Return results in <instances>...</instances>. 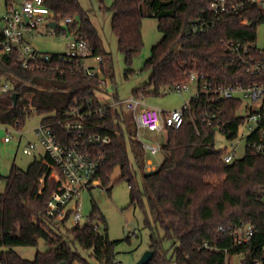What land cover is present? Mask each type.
I'll use <instances>...</instances> for the list:
<instances>
[{
    "label": "trees",
    "instance_id": "obj_1",
    "mask_svg": "<svg viewBox=\"0 0 264 264\" xmlns=\"http://www.w3.org/2000/svg\"><path fill=\"white\" fill-rule=\"evenodd\" d=\"M213 0H114L106 7L113 12L111 28L118 40L119 50L128 66L144 47L142 22L145 17L158 19L161 40L153 46L143 71L150 72L147 83L133 90L145 97L172 90L176 84L190 83L192 73L205 75L214 83L234 84L242 73L228 66L229 56L222 38H256L260 21L249 26L239 24L240 17L229 18L201 35L185 34L189 22L203 15ZM53 12L62 17L73 16V28L84 36L92 55L103 56L98 29L92 23L80 0H45ZM256 18V16H253ZM63 72L25 70L7 56L0 60V77L12 79L14 90L0 92V122L21 126L32 116L33 110L44 113L43 124L51 126L59 138H66L62 127L65 114L73 108L101 104L96 95L98 78H87L76 61L62 66ZM128 69V73H133ZM113 76V74H111ZM19 94L15 104L12 94ZM116 99L119 96L116 93ZM239 101L220 104L224 125L219 128L228 138L238 133L240 118L235 116ZM129 114V115H127ZM89 129L107 134L111 143L104 147L107 159L97 174L100 186L111 191V183L126 180L130 186V205L148 208L151 220L149 249L153 257L147 264H228V257L243 256V264H264V155L246 150L243 157L224 162L225 149L215 146L214 127L200 118L194 103L186 112L178 129L169 127L166 141L161 145V160L154 171L145 169L147 151L135 137V121L123 105L106 109L103 118L93 117ZM130 143L138 167L131 163L127 150ZM46 154L36 158L26 170L14 165L0 192V264H119L117 246L105 216L93 204L91 216L104 226L94 230L90 224H77L67 230L73 239L61 232L69 220H55L46 212V205L57 182L46 179L42 165ZM120 176L112 181L116 168ZM141 173L143 189L137 175ZM146 199V201H145ZM146 202V203H145ZM256 232L242 243L238 235L247 226ZM40 240L50 245L38 252L34 259L22 257L16 246H37ZM170 243L168 256L164 243ZM88 251V256L79 248Z\"/></svg>",
    "mask_w": 264,
    "mask_h": 264
},
{
    "label": "built area",
    "instance_id": "obj_2",
    "mask_svg": "<svg viewBox=\"0 0 264 264\" xmlns=\"http://www.w3.org/2000/svg\"><path fill=\"white\" fill-rule=\"evenodd\" d=\"M244 14L249 16L239 18L240 25L249 26L258 20L259 26L264 22V0H213L203 15L189 22L185 34L201 35L229 18ZM52 22L56 23L55 27L51 26ZM75 22L76 18L73 16L62 17L53 12L45 0H4L0 8V60L9 56L21 68L32 72H63L64 64L76 61L87 78H98L99 89H104L108 84L103 67L104 58L102 55H92L88 40L73 28ZM48 36L65 39L66 49L61 52H45L34 45L35 38ZM221 43L229 56L228 66L239 70L242 79L234 84L214 83L203 74L192 73L190 81L197 83V91L181 108L165 111L148 104L143 93H139L124 100H115L114 103L100 100L101 104L95 106L89 101L86 108L71 109L62 121L66 132L64 139L59 138L51 126L41 123L35 133L39 144L45 148L48 159L42 165L40 182L44 184L46 179L57 182V187L47 202L46 214L58 221L69 218L74 225L81 223L84 217L81 211L82 193L87 188L100 186L96 176L107 159L104 147L111 143L109 135L92 132L88 121L93 117L103 118L106 109L117 104L123 105L132 114L138 129L158 134L169 127L180 128L186 112L192 109L194 103L200 109L202 122L218 130L224 125L220 104L237 100L241 105L243 99L248 98V114L240 116L237 111L235 113L240 118L238 131L246 121L250 132L246 150L264 155V46H259L256 38H222ZM92 56L96 64L88 65L87 60ZM14 86L12 79L0 77L1 93L13 91ZM188 89V84H176L172 90L182 93ZM16 128L22 134L20 128ZM11 139V131H8L4 141L9 142ZM142 145L148 154L145 169L156 170L160 164L162 144L142 142ZM37 146L38 143L30 142L23 151L33 154ZM232 146V151L226 149L222 154L226 163L239 158L236 150L238 143L233 141ZM95 219L100 220L89 215L87 224L94 230H99L101 225ZM255 232L253 226H247L244 233L238 235V243L249 240ZM255 264H260V261Z\"/></svg>",
    "mask_w": 264,
    "mask_h": 264
},
{
    "label": "rangeland",
    "instance_id": "obj_3",
    "mask_svg": "<svg viewBox=\"0 0 264 264\" xmlns=\"http://www.w3.org/2000/svg\"><path fill=\"white\" fill-rule=\"evenodd\" d=\"M113 1L80 0L82 6L88 12L92 23L98 29L103 46V67L108 78V84L104 89H98L96 95L101 101L110 103H114L117 100L116 93L120 100L127 99L132 95L134 89L148 82L150 72L143 71L142 68L147 58L150 57L153 46L162 38V32L158 27V19L155 17H145L142 22L144 47L140 54L133 58L132 64L128 66L124 55L119 50L117 37L111 28L113 12L110 9H106V7L112 6ZM3 3L4 0H0V8H2ZM256 39L259 46H264V22L256 30ZM33 41L38 49L45 52H61L66 49V40L58 36L40 37L35 38ZM87 63L88 65H95L96 60L92 56L88 58ZM130 68L134 72L128 73V76H126V72ZM188 87L189 89L182 93L176 90H167L159 95L148 96L146 97V102L165 111L181 108L196 93L197 83L190 81ZM248 104H250V99L244 98L238 107L237 114L246 116L249 112L247 109ZM44 116V113L33 110L32 116L20 128L22 134L17 131L16 126L0 122V192L5 190L6 180L4 177L10 173L14 165L26 170L31 162L36 158L40 159L46 153L45 148L39 144L35 133V129L42 123ZM134 129L137 131L135 137L141 143L163 144L167 138L168 130H162L157 134L154 131L143 128L138 129L136 124L134 125ZM8 131H11L12 139L9 142H5L4 138L8 136ZM249 133L246 121L241 124L238 135L233 140L218 129L215 134V146L218 149L232 151V142L234 141L238 143L236 150L238 157L241 158L246 153V142ZM30 142H36L38 146L34 149L33 154H26L23 149ZM127 150L131 163L137 168L138 165L130 143H127ZM159 159L161 160V155H159ZM119 176L120 169L117 167L111 177L112 181ZM137 181L140 188L143 189L140 172L137 175ZM111 184L110 193L103 186H95L83 191L81 211L84 217L80 224H87V217L92 212L93 204H96L106 218L110 238L122 240L117 246V259L123 264H133L144 252L149 250L151 230L146 225V221L148 219L151 220V216L147 205L145 209L138 204L130 205V186L126 180H120ZM95 222L99 223L101 228H103L104 224L102 221L95 219ZM73 226V222L69 219L61 227V232L67 238L73 239L71 234L67 232ZM49 247L48 243L40 240L37 246H16L15 250L24 258L34 259L39 251L44 252ZM78 248L81 253L88 256V251L83 250L79 246ZM164 248L168 256H171L172 251L170 250V243L168 241L164 243ZM2 249L4 247H0V251ZM242 258L241 254L229 256L228 264H243ZM91 261L93 264H97L94 260Z\"/></svg>",
    "mask_w": 264,
    "mask_h": 264
},
{
    "label": "water",
    "instance_id": "obj_4",
    "mask_svg": "<svg viewBox=\"0 0 264 264\" xmlns=\"http://www.w3.org/2000/svg\"><path fill=\"white\" fill-rule=\"evenodd\" d=\"M51 26L55 27L56 26V23L55 22H52L51 23ZM18 96L19 94L17 92H14L12 94V98L16 104L17 100H18ZM215 130H217V128H215ZM153 250L149 249L147 250L146 252H144V254L133 264H147L151 258L153 257ZM59 264H67V262L63 261V262H60ZM119 264H123V263H119Z\"/></svg>",
    "mask_w": 264,
    "mask_h": 264
}]
</instances>
